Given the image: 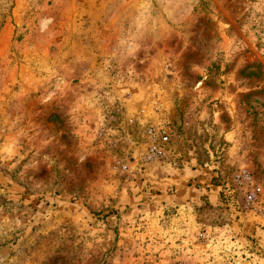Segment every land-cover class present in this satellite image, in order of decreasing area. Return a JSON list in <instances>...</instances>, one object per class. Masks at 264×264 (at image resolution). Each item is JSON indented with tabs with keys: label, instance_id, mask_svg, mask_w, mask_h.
Segmentation results:
<instances>
[{
	"label": "rangeland",
	"instance_id": "1",
	"mask_svg": "<svg viewBox=\"0 0 264 264\" xmlns=\"http://www.w3.org/2000/svg\"><path fill=\"white\" fill-rule=\"evenodd\" d=\"M0 264H264V0H0Z\"/></svg>",
	"mask_w": 264,
	"mask_h": 264
},
{
	"label": "built area",
	"instance_id": "2",
	"mask_svg": "<svg viewBox=\"0 0 264 264\" xmlns=\"http://www.w3.org/2000/svg\"><path fill=\"white\" fill-rule=\"evenodd\" d=\"M167 143H169V136H166V134L161 136L160 141H157L156 139L155 140L152 139L151 145H150V148H149L150 149V153H152L153 155L161 153L162 146L167 144ZM249 200L253 201L254 198L251 197V198H249Z\"/></svg>",
	"mask_w": 264,
	"mask_h": 264
}]
</instances>
